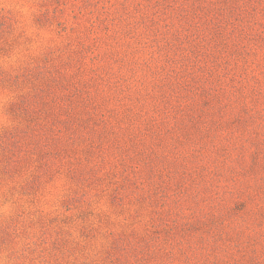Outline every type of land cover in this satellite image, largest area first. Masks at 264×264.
Instances as JSON below:
<instances>
[{
    "label": "rangeland",
    "instance_id": "374dc122",
    "mask_svg": "<svg viewBox=\"0 0 264 264\" xmlns=\"http://www.w3.org/2000/svg\"><path fill=\"white\" fill-rule=\"evenodd\" d=\"M0 264H264V0H0Z\"/></svg>",
    "mask_w": 264,
    "mask_h": 264
}]
</instances>
